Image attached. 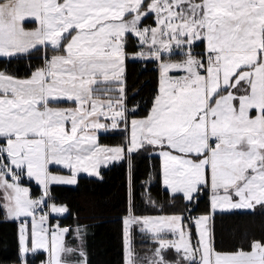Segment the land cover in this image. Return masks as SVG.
<instances>
[{"label":"snow or ice","instance_id":"snow-or-ice-1","mask_svg":"<svg viewBox=\"0 0 264 264\" xmlns=\"http://www.w3.org/2000/svg\"><path fill=\"white\" fill-rule=\"evenodd\" d=\"M35 52L24 75L8 67ZM0 59V212L18 223V264H90L86 227L51 222L69 211L53 186L119 162L124 264H264V238L231 251L215 238L218 214L264 208V0H0ZM129 62L155 66L146 103L129 96ZM138 159L152 161L146 203L164 212L157 181L182 211L136 214Z\"/></svg>","mask_w":264,"mask_h":264},{"label":"trees","instance_id":"trees-1","mask_svg":"<svg viewBox=\"0 0 264 264\" xmlns=\"http://www.w3.org/2000/svg\"><path fill=\"white\" fill-rule=\"evenodd\" d=\"M42 53L35 52L29 59L13 60L8 67L20 75L28 70V65L42 63ZM3 61L0 59V64ZM129 96L135 93L136 102H148L156 86L157 72L152 63L129 62L126 70ZM124 139L120 133L101 134V142L119 144ZM152 161L138 159L136 162L135 179L137 197L135 209L137 215L172 214L184 208V202L168 201L167 193L157 181H153L150 191L152 198L163 205L164 212L146 203L141 195L140 184L148 179ZM103 179L81 175L76 185H54V202L66 203L68 212L62 217H53L61 226L68 227L72 232L77 226L86 227V247L90 264H124L123 251V217L131 203L127 188V166L119 162L101 169ZM33 193L39 195V188L31 184ZM208 206L206 197H201L199 208L192 215H199ZM137 237L143 239L137 232ZM215 238L218 250L231 251L238 247L247 248L253 239L264 238V209L255 211L236 210L231 214H218L215 217ZM66 241L75 245L77 241L72 235ZM141 250L150 249L148 240L137 242ZM18 223L5 221L0 212V264H18ZM46 258L36 254L32 264H39Z\"/></svg>","mask_w":264,"mask_h":264},{"label":"rangeland","instance_id":"rangeland-1","mask_svg":"<svg viewBox=\"0 0 264 264\" xmlns=\"http://www.w3.org/2000/svg\"><path fill=\"white\" fill-rule=\"evenodd\" d=\"M42 56V55H41ZM103 134H109V133H103ZM110 134H112V133H110ZM103 143V142H102ZM104 144H106V143H104ZM108 145H116V144H108ZM110 166V165H109ZM108 167V166H107ZM81 175H87V176H91V175H89V174H87V173H81L80 174V176ZM91 177H95V176H91ZM79 178V177H78ZM97 178V177H96ZM35 184V183H34ZM31 188H32V186L31 185H29ZM38 187V186H37ZM32 192H33V188H32ZM34 194V193H33ZM35 195V194H34ZM57 204H63V205H66V203H62V202H56ZM67 206V205H66ZM67 208H68V206H67ZM259 209H264V208H261L260 206H257V208L255 209V210H259ZM54 215H56L57 217H62L64 214H60V215H57V214H55V213H53ZM127 215V214H126ZM146 215H153V216H155V215H162V214H146ZM141 240H146V239H139L138 237H137V234H136V237H135V245H136V250H137V252L138 253H140V255H144V254H146V253H148L149 252V249H147V250H141L140 248V246L141 245H139L137 242H139V241H141ZM152 246H150V248H151ZM40 264V263H39Z\"/></svg>","mask_w":264,"mask_h":264},{"label":"built area","instance_id":"built-area-1","mask_svg":"<svg viewBox=\"0 0 264 264\" xmlns=\"http://www.w3.org/2000/svg\"><path fill=\"white\" fill-rule=\"evenodd\" d=\"M51 222L53 223V224H55V223H59L60 224V222L58 221V220H56V219H54L53 217H51ZM61 225V224H60Z\"/></svg>","mask_w":264,"mask_h":264},{"label":"crops","instance_id":"crops-1","mask_svg":"<svg viewBox=\"0 0 264 264\" xmlns=\"http://www.w3.org/2000/svg\"><path fill=\"white\" fill-rule=\"evenodd\" d=\"M65 214H66V213H65ZM65 214H64V215H65ZM52 216H53V217H57V216H56V215H54V214H52Z\"/></svg>","mask_w":264,"mask_h":264}]
</instances>
